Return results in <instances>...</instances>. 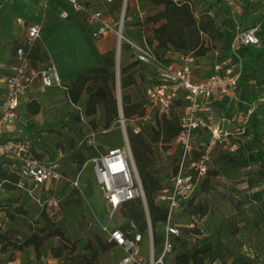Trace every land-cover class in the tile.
<instances>
[{
	"label": "built area",
	"instance_id": "1",
	"mask_svg": "<svg viewBox=\"0 0 264 264\" xmlns=\"http://www.w3.org/2000/svg\"><path fill=\"white\" fill-rule=\"evenodd\" d=\"M67 1L81 15L94 40L112 36L116 39L120 82V57L123 50L132 54L133 62L140 64L139 70L144 67L151 69L150 85L142 98V113L126 117L120 112L117 120L126 141L125 146L104 150L95 148L87 165L92 168L103 198L113 213L127 203L137 200L143 203L149 227L148 258L141 254L144 236L138 232L135 224H131V228L126 231L121 228L103 229L108 241L115 242L124 251L121 264H165L174 251V239L182 237L176 214L188 209L190 199L201 190L212 170L215 150L234 154L239 148L233 140L235 129L224 127L227 120L215 118L212 103L220 99L237 100L246 67L243 50L261 46L260 28L238 30L229 52L217 54L213 73L207 78L198 79L196 71L199 58L193 54L170 52L171 56L161 59L144 38L139 41L128 34L129 24L133 22V17L128 13L129 0ZM95 1L110 8H99L94 4ZM49 2L44 0V11L49 9ZM60 17L66 19L68 14L62 12ZM42 30L39 24L28 28L27 36L16 49L14 61L5 78L6 95L0 112V160L7 162L12 172L27 179L35 189L46 191L49 183L62 178L59 162L64 153L59 152L56 160L48 161L40 157L38 142L7 136L8 130L20 120L22 99L35 83L41 81L45 87L59 84L54 67L41 70L33 66L32 53L41 40ZM117 95L118 104L119 99L122 104L121 85ZM178 100L183 101L181 131L173 142L178 156L170 185L159 194L161 204L168 209V217L162 239L155 245L146 194L129 139L130 136L140 135L145 127L156 125L158 119L171 117L177 109ZM41 206L56 211L61 204L51 198L43 200Z\"/></svg>",
	"mask_w": 264,
	"mask_h": 264
},
{
	"label": "rangeland",
	"instance_id": "2",
	"mask_svg": "<svg viewBox=\"0 0 264 264\" xmlns=\"http://www.w3.org/2000/svg\"><path fill=\"white\" fill-rule=\"evenodd\" d=\"M174 1L190 3L196 11L197 18H201L208 12L209 15L216 18L217 25L223 30L229 26L227 22H232L235 27L244 29L259 21V18H262L259 16L264 17V0ZM128 6V13L133 17V22H145L151 17L158 16L163 10L161 7L152 5L150 0H129ZM137 8H139V11H136ZM135 12H138L137 15ZM162 22L160 21L156 25L159 26ZM132 29H135V27L132 26ZM136 31H139V29L137 28ZM151 34L152 32H149L147 37ZM202 42L212 49L209 53L211 57L217 52H222V42L214 36L204 34L202 35ZM153 46L155 47L156 43ZM113 51L117 58L116 49H113ZM123 53H125V50H123ZM169 53L167 56L170 55ZM171 53L173 54V52ZM125 58L126 55L122 57V60L125 61ZM125 66L127 65L122 61L120 74L121 68ZM137 77V83L134 86L127 90L121 88L122 97L130 96L131 104L142 99L147 87L150 85V75L145 68L138 71ZM117 94L118 87L116 84L115 96L118 100ZM87 98L88 95L83 94L80 100L83 106H85ZM235 107L236 110H241L240 105ZM81 112L82 110H67L65 113H68V116L63 121H59L58 126L56 125L60 135L47 133L45 140L49 143L58 141L60 136L63 137L65 143L60 148L66 150L69 160L75 155L80 146L85 147L84 155L86 158L95 147L103 150L105 147L122 148L125 146L126 141L117 120L114 121L110 129H106L105 112L102 106L97 108V113L93 118L80 116ZM122 112L128 117L124 113L123 103ZM79 116L81 118L77 119ZM50 117L53 118L51 113L48 114L47 111L44 118L49 119ZM27 121H24L22 125L26 129L32 123V121ZM242 122L241 119L237 118L234 123L236 135L233 140L238 146L252 144V138L245 135V125ZM44 127L40 126L39 128ZM34 128L31 127L30 131L24 132L29 133L28 137L32 142L37 140L32 137L33 134L40 136L39 132L33 130ZM259 135L263 146L261 149L263 151V161L251 164L246 169H235L226 165L220 160V157L227 153L219 149L215 150L212 172H216L218 176L212 179V189L209 193L202 192L203 186H201V190L196 192L190 199L189 204H191L188 209L180 210L176 214L177 226L181 235L185 237L182 239L183 241L177 243L176 248L166 259L165 264H178L179 256L189 254L193 249L210 242L214 244L221 242L229 250L222 247L220 259L216 261L208 260L205 264H231L237 255L253 259L254 264H264V198L258 203L251 197L252 194L264 189V131L260 132ZM144 140V153L150 160L148 172L152 178L159 180L164 187L169 186L178 156L176 146L172 144L169 149H166L165 145L155 143L149 134H146ZM130 142L132 146L133 136H130ZM2 162L0 160V164ZM63 175V180L58 182V184L62 183L61 186H57L53 191L51 189L47 191L35 189L24 178L21 179V187L13 191L5 189L0 183V210H5V212L0 213V233L10 231L12 238L23 240L40 229H45L49 233L59 228L70 240L69 245H63L57 237L49 239L42 248L40 259L36 257L34 248L17 252L15 253L16 261L13 264H80V258L77 256L91 257V253L85 250L86 243L89 240H95V236L99 235L104 241L108 242L104 228L113 229L127 226L128 222L124 219L122 211L119 209L116 213H113L111 206L104 201L100 187L87 162L82 171H78L77 167L72 168L68 164ZM54 197L60 202V209L55 211L42 208L41 203L43 200ZM155 197L156 203L161 204L162 201L159 196ZM18 207L26 210L27 215L17 216L12 221L8 218V214H12ZM162 227L157 225L153 228L154 234H160ZM194 230H198L200 234H195ZM71 245H75L76 251L71 252V249H64L62 256L59 257L60 249ZM142 245L143 254L147 255L148 240ZM11 253V251L7 254L0 252V264H10L6 260ZM110 255V260L107 259V255L102 262H100V255L97 264H115L112 253Z\"/></svg>",
	"mask_w": 264,
	"mask_h": 264
},
{
	"label": "trees",
	"instance_id": "3",
	"mask_svg": "<svg viewBox=\"0 0 264 264\" xmlns=\"http://www.w3.org/2000/svg\"><path fill=\"white\" fill-rule=\"evenodd\" d=\"M151 4L161 7L163 10L158 16L149 18L145 22H132L129 24L128 34L136 40L141 41L142 38L154 48L156 55L164 59L169 52L181 54H193L197 58H202L211 53L212 49L202 42V35L209 34L222 42V52L227 53L230 50L231 43L236 33L235 24L227 22L224 30L217 25L216 18L205 13L201 18L196 17V11L188 2H176L174 0H150ZM163 21L161 25L156 24ZM132 26L135 29H132ZM139 31H136V29ZM152 32L151 36L147 34ZM156 43L154 47L153 44ZM44 56L40 47H36L32 53L34 63L44 61ZM103 66L84 70L75 76L71 87L69 88L70 100L74 104H78L83 94L88 95L85 102L84 114L88 118H92L97 113V108H104L105 127L110 129L114 121L119 118V105L115 96L116 89V54L114 51L102 55ZM167 61V60H166ZM139 63L133 62L128 66L121 68V88L127 90L137 83V73L139 71ZM143 99L131 104L130 96H123L122 103L124 113L128 116H134L142 113ZM176 111L169 118L157 120L156 125L145 127L138 136H133L132 153L139 170V174L145 189L149 213L151 218L152 230L160 223H165L168 217V209L165 205L156 203V197L164 189V186L157 179L151 177L148 172L150 160L145 156L143 144L146 134H149L155 143L165 145L169 149L181 131L180 115L183 107V101L176 102ZM41 106L38 102H32L28 106V113L38 115ZM258 120L255 113H252L249 119V127L245 129V135L252 138V144L239 146L237 151L227 153L220 157V160L226 165L235 169H246L251 164L263 161L262 141L258 133ZM131 144V142H130ZM85 147L79 148L73 156L74 163L77 165L78 171H82L87 158L84 155ZM7 162L0 164V183L7 190L19 189L22 177L12 172ZM216 172L209 173L205 181L202 192L209 193L212 189L211 181L217 177ZM252 199L259 203L264 198V189L260 192L252 194ZM191 204V203H190ZM189 204V206H190ZM123 217L128 221L127 226L121 227L123 230L131 228V224L137 226L138 232L144 237L148 234V223L146 213L141 200L127 203L120 209ZM5 212L4 209L0 213ZM264 212V211H263ZM27 211L21 207L16 208L12 214H8V218L12 221L17 216H25ZM195 234H200L198 230H194ZM155 245L161 241V236L154 234ZM57 237L63 245H69L70 240L66 238L64 232L56 228L54 231L47 233L45 229L33 232L30 236L23 240H16L11 237L10 231L0 233V252L7 254L12 252L6 260L7 263L16 261L15 253L23 252L26 249L34 248L36 257L41 258L42 248L44 244L51 238ZM183 238L175 239V247ZM115 242L104 241L101 236L96 235L95 240H89L86 243L85 250L91 253V257L78 256L80 264H97L101 253H108L115 249ZM225 247L221 242L214 244L210 242L199 248L193 249L189 254L178 257V264H205L206 261H216L220 259L221 248ZM64 249H71L75 252V245L64 246L60 249L59 257L62 256ZM227 250V251H228ZM231 264H254V260L247 257L237 255Z\"/></svg>",
	"mask_w": 264,
	"mask_h": 264
},
{
	"label": "crops",
	"instance_id": "4",
	"mask_svg": "<svg viewBox=\"0 0 264 264\" xmlns=\"http://www.w3.org/2000/svg\"><path fill=\"white\" fill-rule=\"evenodd\" d=\"M94 4L99 8H110L98 1H95ZM137 9L138 10L136 11H139V8ZM62 12H66L68 18H61L60 14ZM259 17V21L255 24H251L247 28L241 29L240 27H236L237 32L238 30H246L258 26L260 28L259 36L262 42L260 47L243 50L246 67L243 80L240 84L237 100L220 99L215 100L212 103V110L215 118L217 117L216 119L220 121H223V119L227 120L224 122V127L228 129H236L234 123L237 118L243 121L242 123H244L245 129L248 128L250 116L252 113H255L259 124L258 133L264 131V17ZM35 24L41 25L43 29L41 40L37 43L36 47L38 46L41 48L45 59L44 61L37 63H34L32 60L33 66L36 69L41 70L54 67L59 78V84H54L52 87H45L41 81H37L32 90H30L22 99L20 120L8 130L7 136L10 138L29 139V133L27 132L26 134L24 132L30 131L29 129H31V127H35L33 130L39 132L40 136L33 134L32 137L37 139L36 142H38L39 145L40 157L48 161H54L59 152L65 154L59 162V172L61 173L62 178L58 181L49 183L46 186V191L49 189L53 191L57 186H61L62 183L60 182L58 184V182L63 180V174L67 165L69 164L72 168L77 167V165L74 163L73 156L69 160L66 150L60 148L63 143H65L63 142V137L60 136L58 141L49 143L45 140V137H47V133L60 135L59 130L56 127L58 126L57 124L59 121H63L65 117L68 116V113H65L67 110H82L79 115L85 116V106L80 102L74 104L70 100L68 93L69 88L71 87L75 76L80 72L90 68L103 66L104 62L102 55L116 49L117 42L113 36L98 41L94 40L81 18V15L67 0H50L49 9L47 11H44V0H0V112L2 102L6 95L5 78L9 73L8 70L10 65L14 61L15 51L20 43L26 38L28 28ZM217 54L218 52L215 55L213 54L212 57L208 54L207 56L198 59L196 78H207L213 73V66L217 61ZM124 55H126L125 61L122 60ZM122 61L127 66L133 61L132 54L128 50H125V53L122 52L120 65L122 64ZM144 68L148 72L151 70L147 67ZM150 80L151 76L149 77V81ZM34 101L38 102L41 106V111L38 115H31L28 113V106ZM233 105H240L241 110H236V107ZM47 111L48 114L50 112L53 117L52 119L51 117L49 118L51 119L50 121L49 119L44 118ZM80 116L77 119H80ZM24 121H32L27 129L22 126ZM40 126L45 127L39 128ZM80 148H82V146H80ZM95 148L89 153L87 161L95 153ZM105 149L109 148L105 147ZM67 162L69 163L67 164ZM93 175L96 179L94 172ZM54 199L56 198L54 197ZM159 225L163 226L161 228L162 232L158 234L159 236H162L165 231V226L163 223L158 224V226ZM184 237L185 236H182V238ZM146 239L148 240V251L147 255H144L142 244L147 241ZM143 243L141 244V254L144 258H148L150 249L148 234L144 237ZM111 253L113 255V262L115 264H121L125 254L122 248L118 246L108 253H101L100 262H102L107 255V259L110 260L111 255L109 256V254Z\"/></svg>",
	"mask_w": 264,
	"mask_h": 264
},
{
	"label": "water",
	"instance_id": "5",
	"mask_svg": "<svg viewBox=\"0 0 264 264\" xmlns=\"http://www.w3.org/2000/svg\"><path fill=\"white\" fill-rule=\"evenodd\" d=\"M117 58H118V56H117ZM117 58H116V63H117ZM116 75H117V78H116V80H117V87L119 88L120 87V78H119V70H118V67H117V64H116ZM119 112H122V104H121V101H120V99H119ZM146 203H147V201H146ZM147 205H148V203H147Z\"/></svg>",
	"mask_w": 264,
	"mask_h": 264
}]
</instances>
